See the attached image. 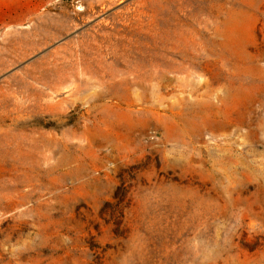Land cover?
<instances>
[{
	"label": "rangeland",
	"instance_id": "obj_1",
	"mask_svg": "<svg viewBox=\"0 0 264 264\" xmlns=\"http://www.w3.org/2000/svg\"><path fill=\"white\" fill-rule=\"evenodd\" d=\"M0 264H264V0H0Z\"/></svg>",
	"mask_w": 264,
	"mask_h": 264
}]
</instances>
